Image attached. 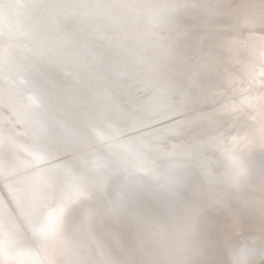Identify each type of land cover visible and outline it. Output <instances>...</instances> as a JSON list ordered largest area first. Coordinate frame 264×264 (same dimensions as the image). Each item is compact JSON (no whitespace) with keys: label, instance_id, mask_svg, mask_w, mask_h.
Here are the masks:
<instances>
[{"label":"water","instance_id":"water-1","mask_svg":"<svg viewBox=\"0 0 264 264\" xmlns=\"http://www.w3.org/2000/svg\"><path fill=\"white\" fill-rule=\"evenodd\" d=\"M258 1L0 0V255L264 264V147L218 103Z\"/></svg>","mask_w":264,"mask_h":264},{"label":"rangeland","instance_id":"rangeland-1","mask_svg":"<svg viewBox=\"0 0 264 264\" xmlns=\"http://www.w3.org/2000/svg\"><path fill=\"white\" fill-rule=\"evenodd\" d=\"M261 1H258V4H255V6L249 5L250 7H247L248 10H250L251 7H254L255 10L250 11V16L248 15L246 17L247 26H240V29L242 30L241 35L245 37L244 40L247 39V45H249L247 49L252 48L253 53L256 56L258 55V58H260L261 52H263L264 54V0ZM261 20L262 23L260 24ZM257 51L260 53H258ZM238 55L241 56L240 53ZM262 59L264 60V56L262 57ZM236 65L237 67L239 66L238 63ZM239 68L240 72L238 73L241 77L240 88H234L235 85L228 87L225 91L222 92L224 93L223 98H219L218 103L222 105L225 104L227 114L234 113L235 120H237L238 118L243 120L241 127H238V135H241V138L247 137V133L250 132L252 134V137L256 138L258 142H262L264 147V61L259 60L257 62L254 58H250L248 62L242 61ZM203 108L204 107L201 106L200 111L203 110ZM242 115H247V117L245 118ZM216 119L218 120L219 117H214L213 113L211 114L210 118H208L211 123L212 121L213 123L216 122ZM232 122H234V125L236 123L235 121H230L229 127H226L228 128L227 132H229V130H233L236 127L232 125ZM11 175L14 174L6 175V173L2 171L0 173L1 182L7 180L11 181V178H13H10ZM18 206L20 208V205ZM1 211L3 212L2 209ZM10 230L11 229H9V232ZM2 256L4 257L5 255H0V257ZM100 257L102 260L99 262V264H112V261H110V259H107L105 262L103 259V255ZM128 263V259L126 261L122 260L121 263L119 262V264Z\"/></svg>","mask_w":264,"mask_h":264},{"label":"bare ground","instance_id":"bare-ground-1","mask_svg":"<svg viewBox=\"0 0 264 264\" xmlns=\"http://www.w3.org/2000/svg\"><path fill=\"white\" fill-rule=\"evenodd\" d=\"M248 136L250 138L252 137V134L249 132ZM253 165L255 168H258L257 170L258 175L255 177L257 181H254L253 185L251 186L253 187L254 190H252L250 194L252 196V199L255 201V203H257L259 207H262L261 209L264 211V159L262 160L254 159ZM248 174L250 176L251 171L248 172ZM253 174L255 175V171L251 175L253 176ZM10 256L5 255L4 257L3 256L0 257V263L1 264H25L24 260H22L20 257L16 259L14 256H11L12 258ZM233 264H244V259L241 260V258H239L238 255H235L233 258Z\"/></svg>","mask_w":264,"mask_h":264}]
</instances>
